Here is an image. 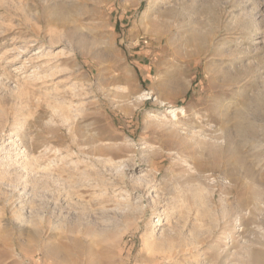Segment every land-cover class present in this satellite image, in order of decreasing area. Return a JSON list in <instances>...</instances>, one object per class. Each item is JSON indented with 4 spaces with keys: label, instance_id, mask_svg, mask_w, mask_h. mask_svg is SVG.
I'll return each instance as SVG.
<instances>
[{
    "label": "rangeland",
    "instance_id": "rangeland-1",
    "mask_svg": "<svg viewBox=\"0 0 264 264\" xmlns=\"http://www.w3.org/2000/svg\"><path fill=\"white\" fill-rule=\"evenodd\" d=\"M0 264H264V0H0Z\"/></svg>",
    "mask_w": 264,
    "mask_h": 264
}]
</instances>
